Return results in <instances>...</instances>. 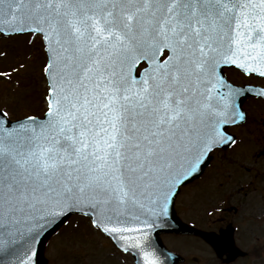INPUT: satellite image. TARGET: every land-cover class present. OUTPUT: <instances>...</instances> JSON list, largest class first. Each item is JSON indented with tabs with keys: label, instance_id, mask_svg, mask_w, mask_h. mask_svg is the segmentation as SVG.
<instances>
[{
	"label": "snow or ice",
	"instance_id": "1",
	"mask_svg": "<svg viewBox=\"0 0 264 264\" xmlns=\"http://www.w3.org/2000/svg\"><path fill=\"white\" fill-rule=\"evenodd\" d=\"M19 35L43 44L46 107L15 116L0 94V264H174L177 198L264 104V0H0V37ZM25 65L0 78L19 86ZM73 216L112 250L50 249ZM212 243L231 264L234 236Z\"/></svg>",
	"mask_w": 264,
	"mask_h": 264
},
{
	"label": "rangeland",
	"instance_id": "2",
	"mask_svg": "<svg viewBox=\"0 0 264 264\" xmlns=\"http://www.w3.org/2000/svg\"><path fill=\"white\" fill-rule=\"evenodd\" d=\"M29 35H19L12 37H0V49L5 50L8 55L6 59H0V70L7 68L9 64L17 62H26L25 70L19 77L21 84L17 86L15 83L17 77L13 76L11 80L0 78V94L11 100L14 104L13 114L22 116L25 113L43 114L46 104L44 95L46 93L45 77L42 74V67L46 56L43 50V44L39 38L29 42ZM228 78L237 84L245 82H259L258 78H250L243 73L227 69ZM245 107L255 117L250 120L248 125L243 128L235 129L242 137L245 138V145L236 152L231 150L227 155H221L217 152L214 157L213 165L208 168L204 179L197 186H191L187 189L190 194L201 189L205 184H213L224 179L219 173L237 172L239 173H264V155H257L264 149V104L258 102L255 98L250 99ZM248 162L252 166L249 172L242 166V162ZM246 178H249L247 176ZM200 186V187H199ZM206 199V198H205ZM203 204V203H202ZM181 214L184 212L180 210ZM186 216L195 218L196 215L186 213ZM166 244L173 250L181 252L193 264L192 260L196 259L194 264H209V255L204 249H201L195 243H185V239L181 235H165ZM79 242L76 249L78 253H84L89 250L103 251L105 254L112 250V245L106 238L95 235L87 221L82 220L78 216H73L61 228V230L51 239L49 247L55 248L59 246L63 248L65 244L71 245ZM48 255V254H46ZM71 258V257H69ZM87 259H92L91 256ZM107 264H132L130 258L126 259L122 256L114 255L105 257Z\"/></svg>",
	"mask_w": 264,
	"mask_h": 264
},
{
	"label": "flooded vegetation",
	"instance_id": "3",
	"mask_svg": "<svg viewBox=\"0 0 264 264\" xmlns=\"http://www.w3.org/2000/svg\"><path fill=\"white\" fill-rule=\"evenodd\" d=\"M205 175L186 185L180 193L176 207L178 210L181 207L184 212L181 216L198 228L216 232L218 236H234L238 247L235 250L236 258L231 264H261L264 259V173H219L224 177L221 180L223 187H220L221 181L216 180L217 182L205 184L190 194L187 189L198 186ZM250 181H254L252 187H248ZM193 212L195 218L186 216V213ZM182 237L187 245L193 242L204 249L210 257L209 264H221V258L214 247L203 238L197 235ZM253 246L257 249L256 254L245 256L243 253L251 250ZM192 262L196 263V258ZM183 264L191 262L186 257Z\"/></svg>",
	"mask_w": 264,
	"mask_h": 264
},
{
	"label": "water",
	"instance_id": "4",
	"mask_svg": "<svg viewBox=\"0 0 264 264\" xmlns=\"http://www.w3.org/2000/svg\"><path fill=\"white\" fill-rule=\"evenodd\" d=\"M63 226V225H62ZM61 226V227H62ZM163 233H176V234H197L202 236L204 239H206L209 243L213 244L212 241L215 240V236L207 231L200 230L198 228H195L187 223H185L177 214L176 211V224L175 228L171 231L168 232H163ZM161 233V235L163 234ZM162 238V237H161ZM163 240V239H162ZM164 243V242H163ZM174 264H180L183 260L184 257L181 256L180 254L178 256L172 257Z\"/></svg>",
	"mask_w": 264,
	"mask_h": 264
}]
</instances>
